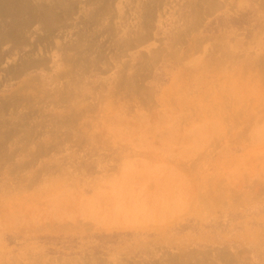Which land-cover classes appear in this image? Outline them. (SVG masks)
<instances>
[{"label":"rangeland","instance_id":"374dc122","mask_svg":"<svg viewBox=\"0 0 264 264\" xmlns=\"http://www.w3.org/2000/svg\"><path fill=\"white\" fill-rule=\"evenodd\" d=\"M7 1L0 264H264V0Z\"/></svg>","mask_w":264,"mask_h":264},{"label":"bare ground","instance_id":"6f19581e","mask_svg":"<svg viewBox=\"0 0 264 264\" xmlns=\"http://www.w3.org/2000/svg\"><path fill=\"white\" fill-rule=\"evenodd\" d=\"M11 1H13V0H11ZM5 2H6V0H5ZM5 2H4V3H5ZM7 2L9 3V0H8ZM11 3H12V2H11ZM20 4H21V3H20ZM51 25H52V24H51ZM52 26H53V25H52Z\"/></svg>","mask_w":264,"mask_h":264}]
</instances>
